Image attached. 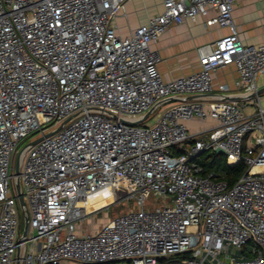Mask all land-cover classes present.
<instances>
[{
	"label": "built area",
	"instance_id": "obj_1",
	"mask_svg": "<svg viewBox=\"0 0 264 264\" xmlns=\"http://www.w3.org/2000/svg\"><path fill=\"white\" fill-rule=\"evenodd\" d=\"M126 1L0 0V264L18 252L21 264H264V44L242 41L237 0H164L121 38ZM210 8L206 24L231 34L198 48V72L165 80L151 44ZM231 64L239 100L227 84L214 92ZM217 148L247 167L232 185L197 161ZM99 197L108 202L92 209ZM125 199L135 209L77 233Z\"/></svg>",
	"mask_w": 264,
	"mask_h": 264
},
{
	"label": "crops",
	"instance_id": "obj_2",
	"mask_svg": "<svg viewBox=\"0 0 264 264\" xmlns=\"http://www.w3.org/2000/svg\"><path fill=\"white\" fill-rule=\"evenodd\" d=\"M163 2L164 0L126 1L116 18L118 36L121 38L130 36L131 32L136 31L151 16L161 13ZM216 15L217 11L210 8L207 14L197 16L195 21L187 20L179 25H171L151 44L152 49L161 56L159 69L165 80H174L198 72L201 69L198 48L231 34L229 27L206 24ZM232 16L245 44H264V0H237ZM238 82L239 73L236 66L227 65L214 74V92L218 91L220 85L227 84L229 90L224 93L225 96L230 100H239L242 91L238 87ZM259 86L264 88V84ZM177 102L178 100L174 99L167 107ZM188 125L191 129L197 126L195 122H189Z\"/></svg>",
	"mask_w": 264,
	"mask_h": 264
},
{
	"label": "rangeland",
	"instance_id": "obj_3",
	"mask_svg": "<svg viewBox=\"0 0 264 264\" xmlns=\"http://www.w3.org/2000/svg\"><path fill=\"white\" fill-rule=\"evenodd\" d=\"M259 84L260 85L264 84V74H262L260 76ZM262 95H263V98H264V93H262ZM263 106H264V102H263ZM165 108H167V105H165L164 107L159 108L158 110H156L153 113V115L150 116V118L147 120L146 123L153 124L154 120L157 117V115H159V113ZM253 109L254 108H252V107H247L245 109V111H246V113H252ZM28 142H29V140H27V142H24V144H22L21 147L19 148L18 152H20L21 149ZM105 195H103V197ZM101 198L102 197H99L97 199H92V202H93V205L91 206L92 209L97 208V207L105 204L106 202H108V200H102ZM158 199H159L158 197L152 196L151 199L148 200V202H151L152 204H159V200ZM133 209H135V205H134V202L132 200L125 199V200L119 201L117 203H114V204L110 205L109 208H104V209L100 210L99 212H97L93 216H91L88 219H86L84 222H81L80 224H78L77 233L78 234H83V233H87V232H89V233L90 232H95L96 229L97 228L99 229L104 223H106V221L112 219L113 217H115L117 215H120L122 213H125V212L133 210Z\"/></svg>",
	"mask_w": 264,
	"mask_h": 264
},
{
	"label": "trees",
	"instance_id": "obj_4",
	"mask_svg": "<svg viewBox=\"0 0 264 264\" xmlns=\"http://www.w3.org/2000/svg\"><path fill=\"white\" fill-rule=\"evenodd\" d=\"M197 161L204 166L205 175L214 174L215 177L226 180L229 185L234 184L247 170L243 163L230 166L227 163V156L215 151L202 153Z\"/></svg>",
	"mask_w": 264,
	"mask_h": 264
},
{
	"label": "water",
	"instance_id": "obj_5",
	"mask_svg": "<svg viewBox=\"0 0 264 264\" xmlns=\"http://www.w3.org/2000/svg\"><path fill=\"white\" fill-rule=\"evenodd\" d=\"M259 93H264V88H260L259 89ZM150 115H151V111L149 113H147V115H145L143 119H141L139 121H136V122H132V123H135V124L141 123V122L145 121ZM37 141H39V139L36 140V141H34V142H31V144H35ZM23 149L24 148H22V150L20 151L19 156L21 155ZM215 152L220 153V154H226V150H224L222 148H217L215 150ZM15 172H16V175L17 176L20 173L19 162H17V164H16ZM16 187H17L18 198H19L20 204H21V206L26 207V202H25V199H24V194L22 193L21 188H20V184H19V178H17V185H16ZM117 193L119 195H125L126 194V191L124 189H118L117 190ZM28 229H29V214H26V216H25V223H24V229H23V235H22L25 239L27 238ZM16 264H21V261H20V252H18V254H17V263Z\"/></svg>",
	"mask_w": 264,
	"mask_h": 264
},
{
	"label": "bare ground",
	"instance_id": "obj_6",
	"mask_svg": "<svg viewBox=\"0 0 264 264\" xmlns=\"http://www.w3.org/2000/svg\"><path fill=\"white\" fill-rule=\"evenodd\" d=\"M110 195H112V193L109 192V193H107L105 196H108V197H109Z\"/></svg>",
	"mask_w": 264,
	"mask_h": 264
}]
</instances>
